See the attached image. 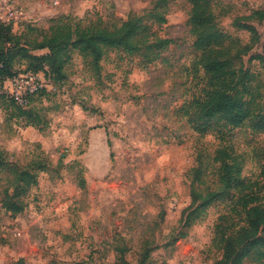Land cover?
I'll return each instance as SVG.
<instances>
[{
    "label": "rangeland",
    "instance_id": "obj_1",
    "mask_svg": "<svg viewBox=\"0 0 264 264\" xmlns=\"http://www.w3.org/2000/svg\"><path fill=\"white\" fill-rule=\"evenodd\" d=\"M8 1L18 33L27 25L48 31L57 20L113 29L138 15L171 43L151 63L109 49L95 65L72 51L64 81L32 103L40 111L37 125L0 101V148L9 164L38 173V184L19 197L24 210L13 215L3 206L9 171L0 168V264H118L121 257L139 264L145 250V264H214L222 256L216 226L241 224L244 214L233 211V198L195 211L201 201L194 202V192L220 187L213 158L228 146L248 191L264 203V131H228L215 122L200 131L195 101L206 79L189 23L191 2ZM211 2L220 29L242 45L251 34L235 25L257 28L260 39L243 59L264 107V20L244 19L264 9V0Z\"/></svg>",
    "mask_w": 264,
    "mask_h": 264
},
{
    "label": "trees",
    "instance_id": "obj_2",
    "mask_svg": "<svg viewBox=\"0 0 264 264\" xmlns=\"http://www.w3.org/2000/svg\"><path fill=\"white\" fill-rule=\"evenodd\" d=\"M189 1L192 4L189 23L195 38L194 47L200 54L198 64L204 70L206 79L203 96L195 101V119L201 122L200 131L205 133L214 122L219 125V129L228 131L243 127L252 132L264 131L260 86L252 84L256 77L246 68L243 59L247 50L260 39L257 28L245 22L235 25L251 34L250 43L242 45L239 39L220 29L211 0ZM244 19L263 21L264 9L253 10ZM142 20L138 15H131L113 29L97 23L82 26L57 20L48 31L27 25L20 33L15 32L13 22L0 21V81L25 72H41L56 85L66 77L65 66L71 60L72 51L90 57L95 65L109 49H122L128 55H141L147 63H151L160 57L171 40L155 37ZM159 21L165 22L166 18L159 15ZM34 34L35 37L31 39ZM40 50L46 51L36 53ZM256 57L262 58V55ZM47 92L45 89L32 95L27 107H21L5 97H0V101L8 103L15 115L24 118L28 125H37L41 118L40 111L32 103ZM220 133L225 135L224 130ZM213 161L218 163L215 173L220 187L206 194L194 192V202L201 201L195 211L216 201L233 198V211L244 214L241 224L216 226L215 245L221 249L222 256L214 264H243L246 258L264 261V203L253 191H248L249 186L241 177V163L228 146L218 147ZM0 168H8L9 171V186L4 191L3 206L13 215L20 214L24 204L19 197L38 184V173L9 164L6 152L1 148ZM148 258L149 251L145 250L139 264H145ZM118 264L133 263L121 257Z\"/></svg>",
    "mask_w": 264,
    "mask_h": 264
},
{
    "label": "built area",
    "instance_id": "obj_3",
    "mask_svg": "<svg viewBox=\"0 0 264 264\" xmlns=\"http://www.w3.org/2000/svg\"><path fill=\"white\" fill-rule=\"evenodd\" d=\"M0 10L2 22L11 23L18 18L8 0H0ZM51 85L52 83L43 73L25 72L4 82L0 81V97L13 100L21 107H27L32 95L47 90Z\"/></svg>",
    "mask_w": 264,
    "mask_h": 264
}]
</instances>
